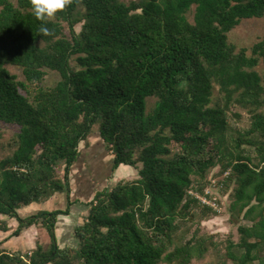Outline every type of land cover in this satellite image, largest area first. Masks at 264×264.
<instances>
[{
  "label": "trees",
  "instance_id": "trees-1",
  "mask_svg": "<svg viewBox=\"0 0 264 264\" xmlns=\"http://www.w3.org/2000/svg\"><path fill=\"white\" fill-rule=\"evenodd\" d=\"M261 17L264 0H70L41 21L31 0H0V147L1 124L16 127L0 152V230L10 229L2 217L16 218L14 236L42 223L52 238L28 252L0 240V264H205L212 236L177 230L195 208L217 213L189 197L216 168L230 171L223 184L237 183L232 218L252 222L226 256L264 264V38L250 50L229 39ZM49 71L59 75L53 85ZM235 108L250 114L247 126L233 123ZM95 125L115 166L139 175L95 194L78 245L61 247L55 225L69 209L18 211L69 189Z\"/></svg>",
  "mask_w": 264,
  "mask_h": 264
},
{
  "label": "crops",
  "instance_id": "crops-1",
  "mask_svg": "<svg viewBox=\"0 0 264 264\" xmlns=\"http://www.w3.org/2000/svg\"><path fill=\"white\" fill-rule=\"evenodd\" d=\"M98 130H91L92 132L79 144V156L70 168L69 189L55 192L49 198L33 202L26 207L28 212L32 213L36 209L49 212L69 209L68 213L58 215L55 225L56 239L61 247L68 245L64 243L75 240V228L88 215L95 194L120 181L137 178L139 174L137 168L129 165L115 166V155L108 149ZM2 219L10 221V228H16L18 225L13 222V218L2 217ZM33 226L24 229L21 235L16 237V239L20 238L19 241L10 238L2 242V246L10 250H20L21 246L24 249H33L37 245V241H33L32 238ZM13 229L1 230L0 240L7 238Z\"/></svg>",
  "mask_w": 264,
  "mask_h": 264
},
{
  "label": "rangeland",
  "instance_id": "rangeland-1",
  "mask_svg": "<svg viewBox=\"0 0 264 264\" xmlns=\"http://www.w3.org/2000/svg\"><path fill=\"white\" fill-rule=\"evenodd\" d=\"M264 38V17L261 18H250L244 19L238 27L232 30L229 34V39L231 43L237 45L238 48L246 47L249 50L251 47L258 41ZM13 72H19L16 68H12ZM257 71L264 76V63H260L257 66ZM59 75L55 72L49 71L48 76L44 82L45 85H53L58 80ZM218 89H215V96H218ZM157 98L149 97L147 99L148 103V111H151L156 105ZM242 114L241 120L236 123L239 126H247L250 122V114L245 110L237 108ZM235 108V110H237ZM2 143L5 144V147H0L1 154L6 151L7 145L6 143L11 140L16 132V127L12 125H6L2 123ZM98 125H95L93 130H97ZM138 171V170H137ZM217 168L212 173L210 178L217 177L218 184L214 189L216 191V197L220 199L222 210L221 212H217L215 215H204L199 208H195L193 210L194 218L188 219L184 221H179V228L177 233L181 237H185L184 239H189L193 236L194 233H197L199 236H212L211 240L213 241L212 246H210V251L207 254V257L203 262L205 264H219L220 260H228L227 262L233 263L232 260L226 256L227 245L229 244V240L237 243L240 240L239 233V225H251L252 222L250 220H246L241 215L240 218L237 216L232 218V213L230 212L229 206L232 202V197L235 193V188L237 187V183L230 182L228 185L223 184L224 176H221V173L217 172ZM139 175V174H138ZM135 179V178H134ZM132 180V179H129ZM27 206H23L19 209V215L22 218L29 217L39 212L40 209L28 212L26 209ZM44 211V210H40ZM89 213V212H88ZM10 222V221H9ZM13 222L19 225V222L16 218H13ZM16 225V227L18 226ZM12 232L8 235L7 238L3 240V242L7 241L10 238L16 239L18 236H14L12 233L16 229L15 227ZM10 228V229H12ZM9 229V230H10ZM1 231V230H0ZM33 241L36 240L37 243H41L44 245H49L51 243V234L49 233L47 227L42 223L36 224L33 226ZM20 239V238H19ZM19 239H16L19 241ZM22 239V238H21ZM69 246L76 247L78 245V240H71L68 243ZM7 246V245H6ZM67 246V245H65ZM64 247V246H62ZM6 248V247H5ZM35 248V247H34ZM33 248V249H34ZM33 249L26 248L24 249L21 246L20 251L28 252Z\"/></svg>",
  "mask_w": 264,
  "mask_h": 264
},
{
  "label": "clouds",
  "instance_id": "clouds-1",
  "mask_svg": "<svg viewBox=\"0 0 264 264\" xmlns=\"http://www.w3.org/2000/svg\"><path fill=\"white\" fill-rule=\"evenodd\" d=\"M70 0H31V4L34 10V15L41 21H47L55 17L58 13L63 11ZM41 33H48L47 26L42 25L40 29Z\"/></svg>",
  "mask_w": 264,
  "mask_h": 264
},
{
  "label": "built area",
  "instance_id": "built-area-1",
  "mask_svg": "<svg viewBox=\"0 0 264 264\" xmlns=\"http://www.w3.org/2000/svg\"><path fill=\"white\" fill-rule=\"evenodd\" d=\"M230 171H226L224 173V177H226ZM218 178L214 177L210 180V183L205 187L203 192H199L197 190L191 189L189 191V197L196 198L199 203L203 206H208L212 208L216 212H221L222 205L220 199L216 197V191L214 190L218 184Z\"/></svg>",
  "mask_w": 264,
  "mask_h": 264
}]
</instances>
